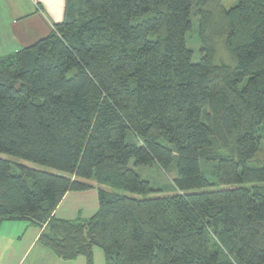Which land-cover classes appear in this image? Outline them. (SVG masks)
Returning <instances> with one entry per match:
<instances>
[{
	"label": "trees",
	"instance_id": "16d2710c",
	"mask_svg": "<svg viewBox=\"0 0 264 264\" xmlns=\"http://www.w3.org/2000/svg\"><path fill=\"white\" fill-rule=\"evenodd\" d=\"M263 147L264 0H66L0 59V154L54 171L0 158V222L43 229L61 259L264 264ZM94 188L92 218H55Z\"/></svg>",
	"mask_w": 264,
	"mask_h": 264
},
{
	"label": "crops",
	"instance_id": "0c3cea01",
	"mask_svg": "<svg viewBox=\"0 0 264 264\" xmlns=\"http://www.w3.org/2000/svg\"><path fill=\"white\" fill-rule=\"evenodd\" d=\"M66 0H0V59L44 39L62 22ZM99 211V190L69 192L54 216L65 221L88 220ZM43 229L28 221L0 222V264H106L95 247L92 258H59L40 242Z\"/></svg>",
	"mask_w": 264,
	"mask_h": 264
},
{
	"label": "rangeland",
	"instance_id": "374dc122",
	"mask_svg": "<svg viewBox=\"0 0 264 264\" xmlns=\"http://www.w3.org/2000/svg\"><path fill=\"white\" fill-rule=\"evenodd\" d=\"M238 2V0H236ZM228 3H230V0H228ZM193 22H194V28L192 32L188 36V45L189 48L194 52L195 57L194 60L198 61L200 58V49H201V42H200V36H199V15H198V9L196 8L193 15ZM0 158H3L5 160L11 161L12 163L16 165H23L30 168H34L40 171L45 172H54L53 170L39 166L21 159H17L11 156L2 155L0 154ZM262 162L264 161V147L261 151V153L258 155V158L255 160V162ZM207 176L213 177V167H208L206 169ZM143 175L146 177H150L153 179V181H157L160 185H170L173 184V176L172 175H166L162 171L153 168L150 170H142L141 171Z\"/></svg>",
	"mask_w": 264,
	"mask_h": 264
}]
</instances>
